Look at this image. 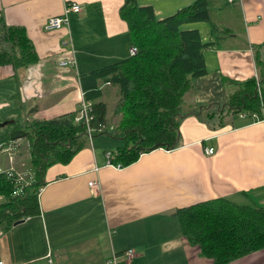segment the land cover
<instances>
[{
  "label": "crops",
  "instance_id": "1",
  "mask_svg": "<svg viewBox=\"0 0 264 264\" xmlns=\"http://www.w3.org/2000/svg\"><path fill=\"white\" fill-rule=\"evenodd\" d=\"M68 1L0 0V16L24 25L39 54L30 65L0 64V121L48 119L77 110L85 96L81 73L130 54L129 26L120 13L124 0H76L82 9L70 12L69 26L47 29L46 20L62 13ZM194 1L138 0L152 4L159 18ZM227 1L224 21L184 24L198 28L205 41L221 37L218 46L205 50L207 73L195 77L185 95L194 109L181 121L179 144L144 151L119 167L107 156L120 145L119 136L108 133L111 139L99 142L88 138L69 162L47 168L40 213L0 233V254L7 264L44 260L49 251L56 264H107L114 252L129 248L135 255L118 264H216L189 241L177 210L216 197L264 205V118L242 111L223 117L227 109L220 105L256 72L253 49L264 40V0ZM214 24L230 31L217 32ZM69 37L77 47V68L60 64L69 55L62 39ZM101 40L106 47L94 48ZM102 87L109 106L111 98L119 97L118 86L105 81ZM215 105L221 112L216 119L214 110H207ZM204 111L208 118L202 121ZM116 124L111 121L112 127ZM11 128L0 127V156L8 154V160L0 159V172H16L28 181L34 171L27 161L22 165L28 169L19 171L14 155L23 137L8 141ZM208 146L215 152L208 153ZM27 150L25 157L31 159L30 141ZM93 179L100 182L95 192L89 185ZM224 264H264V247Z\"/></svg>",
  "mask_w": 264,
  "mask_h": 264
},
{
  "label": "trees",
  "instance_id": "2",
  "mask_svg": "<svg viewBox=\"0 0 264 264\" xmlns=\"http://www.w3.org/2000/svg\"><path fill=\"white\" fill-rule=\"evenodd\" d=\"M120 13L128 22L130 47L137 46L138 52L82 72L81 83L85 97L93 101V136L98 132L119 136L123 143L110 154L112 162L123 166L136 161L144 151L179 144L181 121L194 109L186 103L185 95L193 79L207 73L205 50L218 46L221 36L205 41L198 28L184 26L188 22L212 21L209 0H195L162 18L157 17L152 4L124 0ZM214 28L220 31L215 24ZM223 30L230 31L228 27ZM253 51L261 91L255 74L241 81L240 87L220 103L227 109L221 113L223 117L230 111H242L264 118V40L256 43ZM38 59L26 27L0 16V64L20 67ZM105 81L119 89L113 113L120 118L114 130L108 102L103 98ZM78 115L79 107L48 119L16 118L10 124L8 141L22 137L30 141L34 176L29 182L20 180L23 188L19 190L18 175L0 172V194L5 198L0 202V233L10 229L17 219L40 213L39 195L47 168L56 162H69L86 145L88 123L77 120ZM177 213L189 241L198 244L216 264L264 247V205L216 197L181 207Z\"/></svg>",
  "mask_w": 264,
  "mask_h": 264
},
{
  "label": "built area",
  "instance_id": "3",
  "mask_svg": "<svg viewBox=\"0 0 264 264\" xmlns=\"http://www.w3.org/2000/svg\"><path fill=\"white\" fill-rule=\"evenodd\" d=\"M82 6L81 4L76 1H68L66 3L65 9L60 14H55L50 16L46 22L45 26L47 29H60L63 26H69V14L71 11L79 12L81 11ZM62 46L69 52V55L65 58L60 59V64L65 67H75L78 66V59H77V47L75 46L73 39L71 37L69 38H63L62 39ZM138 52V47L135 45H132L130 47V53L136 54ZM256 80H257V87L259 91H261V80L259 75V70L256 69L255 72ZM93 107V101L90 99H87L85 96L82 98L79 106V115L77 117V120H86L88 123V135L90 138L93 137L94 128L90 125V120L92 118L91 115V109ZM246 113V112H244ZM254 117H256V114H253ZM2 147H0L1 149ZM11 148V147H9ZM208 153L215 152L214 146H208L207 150ZM108 156V163L115 164L116 166H122L119 163H114L111 161V154L110 152L107 153ZM12 158V157H11ZM12 173V171L10 172ZM23 176H20V179ZM89 185L91 187V190L94 192L97 191L100 188V182L99 180H90ZM2 199V195L0 194V200ZM135 255V250L133 248H129L125 250L122 253L114 252L108 259L107 264H118L121 260H128L131 259ZM0 264H7L3 256L0 254ZM22 264H56V257L54 254L49 251L45 256L44 260H41L39 258L34 259H28L22 262Z\"/></svg>",
  "mask_w": 264,
  "mask_h": 264
},
{
  "label": "rangeland",
  "instance_id": "4",
  "mask_svg": "<svg viewBox=\"0 0 264 264\" xmlns=\"http://www.w3.org/2000/svg\"><path fill=\"white\" fill-rule=\"evenodd\" d=\"M218 2H215L214 0L212 1L211 3V17L213 18L212 20L216 21V22H222L226 19L223 10H225V7L227 5V0H217ZM223 6L224 8H221L220 7ZM71 15V13L69 14V16ZM236 22H234V25H235ZM220 26V25H219ZM224 27H221L220 26V31L221 33H226L224 30H223ZM102 37V35H101ZM225 37V36H224ZM97 43V44H96ZM95 46H93L94 48H99L102 46L106 47V42L104 40H101V41H98L96 42ZM115 98H111L110 99V104H109V115H110V121L112 122H116L118 123L119 119H117V115H114V104H115ZM209 112L211 110H214V115H215V119L218 118L220 116V110L218 109V107L215 105V106H212L211 108H208L207 109ZM201 120L202 121H205V118H208V116H206V112L204 111V113L200 116ZM11 124V123H10ZM111 130H114V127L111 126ZM95 138V141L99 142V138H105L107 140H110L111 137L108 133L106 132H98V133H95V135L93 136ZM92 137V138H93ZM90 138V137H89ZM90 140V139H89ZM28 143H29V139L27 137H23L21 139V145L16 149V152H15V157H16V163L19 167V171H26L28 169L27 166H23L22 165V161H27L29 167L31 168V161H30V158H26L25 156L28 155ZM123 143L122 139H121V142H120V145ZM6 156L7 160H8V154H6L5 152L3 153L2 157L0 156V159H3L4 157ZM25 159V160H24ZM9 163V162H8ZM12 173H15L13 175H18L17 176V184L19 186V190L23 188V185L21 183L22 180H24V182H29L27 181L24 177H22L20 179V174H17L16 172H12ZM12 173H9V174H12ZM19 177V178H18ZM33 176L32 175H27L26 178H32ZM21 180V181H20ZM201 249V248H200Z\"/></svg>",
  "mask_w": 264,
  "mask_h": 264
},
{
  "label": "water",
  "instance_id": "5",
  "mask_svg": "<svg viewBox=\"0 0 264 264\" xmlns=\"http://www.w3.org/2000/svg\"><path fill=\"white\" fill-rule=\"evenodd\" d=\"M15 121H16L15 118H9V119L2 120V121H0V127L5 126V125H8L10 123H14ZM22 221H24V217L23 218H20V219H17L14 222V224L20 223Z\"/></svg>",
  "mask_w": 264,
  "mask_h": 264
}]
</instances>
